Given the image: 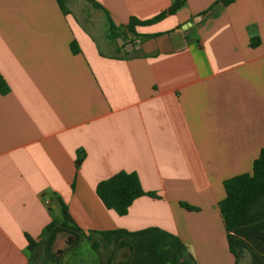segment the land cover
<instances>
[{
    "label": "crops",
    "instance_id": "1",
    "mask_svg": "<svg viewBox=\"0 0 264 264\" xmlns=\"http://www.w3.org/2000/svg\"><path fill=\"white\" fill-rule=\"evenodd\" d=\"M95 1L0 0V264H29L27 237L42 256L57 198L85 234L155 226L195 264H237L218 202L264 148V0H184L135 26L132 55L108 18L150 19L173 0ZM119 170L153 193L123 215L95 193ZM74 240L57 232L47 264Z\"/></svg>",
    "mask_w": 264,
    "mask_h": 264
},
{
    "label": "trees",
    "instance_id": "2",
    "mask_svg": "<svg viewBox=\"0 0 264 264\" xmlns=\"http://www.w3.org/2000/svg\"><path fill=\"white\" fill-rule=\"evenodd\" d=\"M60 8L67 12L65 0H57ZM97 7H101L95 0H89ZM234 0H218L221 6H226ZM184 0H173L170 5L150 19L139 20L130 16L124 26L115 25L108 18V38H114L120 30H125L137 35L135 26L145 24L161 18L165 13H173L183 4ZM146 36V35H145ZM73 52H76L74 42L70 44ZM7 85L0 75V92H5ZM225 196L218 202L227 232L228 246L235 257L236 263L245 253L250 254V264H264V148H261L258 156L252 162L251 172H244L223 181ZM95 193L104 206L113 210L118 215L127 212L132 201L145 192L134 172L119 170L99 180L95 185ZM60 219L53 216L50 222L43 228V253L41 257L35 256V242L28 238L30 254L29 264H40L51 257V246L55 235L59 231H65L74 235V242L63 249L67 250L76 246L82 237L90 240L92 248L99 254L98 243L91 234H85L73 221L66 204L57 198ZM181 204L194 209L185 202ZM103 243L113 244L109 261L103 264H112L111 259L120 247H128L129 257L125 264H195L194 258L187 246L174 234L155 227H145L135 231L123 228L101 230L96 232ZM61 251V252H62Z\"/></svg>",
    "mask_w": 264,
    "mask_h": 264
},
{
    "label": "rangeland",
    "instance_id": "3",
    "mask_svg": "<svg viewBox=\"0 0 264 264\" xmlns=\"http://www.w3.org/2000/svg\"><path fill=\"white\" fill-rule=\"evenodd\" d=\"M142 41V36L125 30H120L114 38H111V42L117 45L119 49L121 48L122 53L130 55L140 53V43ZM92 237L98 243V249L104 257V262L109 261L113 244L107 245L103 243L99 235L94 234ZM100 254L92 248L91 242L84 238L76 247L60 252L56 261L57 264H100ZM129 254L130 250L128 247H120L111 259L112 264H125ZM40 264H47V262L41 261ZM239 264H250V254L248 252L240 259Z\"/></svg>",
    "mask_w": 264,
    "mask_h": 264
}]
</instances>
